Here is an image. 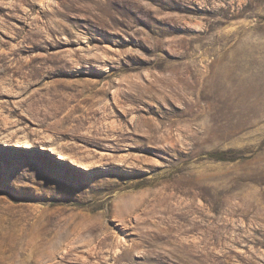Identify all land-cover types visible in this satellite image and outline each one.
I'll return each mask as SVG.
<instances>
[{
    "label": "rangeland",
    "instance_id": "obj_1",
    "mask_svg": "<svg viewBox=\"0 0 264 264\" xmlns=\"http://www.w3.org/2000/svg\"><path fill=\"white\" fill-rule=\"evenodd\" d=\"M0 264H264V0H0Z\"/></svg>",
    "mask_w": 264,
    "mask_h": 264
},
{
    "label": "bare ground",
    "instance_id": "obj_2",
    "mask_svg": "<svg viewBox=\"0 0 264 264\" xmlns=\"http://www.w3.org/2000/svg\"><path fill=\"white\" fill-rule=\"evenodd\" d=\"M108 136V135H107ZM121 137V136H120ZM124 139V138H123ZM118 147H115V149H117ZM59 155H58V158L59 159H62V160H67L69 157L67 156V155H65V154H63V153H58ZM97 166V165H96ZM113 166V165H112ZM112 166H107L106 168H105V170L109 173V174H111V175H117V174H119V172H124V171H126L125 169H120V168H117V167H112ZM98 168V167H97ZM122 168V167H121ZM134 171V170H133ZM132 171V172H133ZM114 185V184H113ZM117 185L118 184H116L115 186H112V188L114 187V189L117 187ZM119 187V186H118ZM124 202V201H123ZM127 202V201H126ZM133 207V205L132 206H130L129 207V205H128V203H125V204H123V208H124V210H129V208L131 209ZM133 209V208H132ZM5 211V210H4ZM111 212V211H110ZM125 213V212H124ZM132 213V211L130 212V214ZM119 214V213H118ZM126 214H129V213H126ZM117 215V214H116ZM120 215V214H119ZM16 218V217H15ZM27 218V217H26ZM120 220V219H119ZM6 225V224H5ZM7 227V226H6ZM22 227V226H21ZM21 236V238L20 237H18L17 238V240H16V242H14L15 244L17 243V245H18V247H20V248H24V247H26V246H29L30 244H31V242L30 241H28L29 239H27L24 235H20ZM25 237V238H24ZM29 237V236H28ZM24 238V239H23ZM16 239V238H15ZM27 239V240H26ZM29 242H30V244H29ZM51 246V245H50ZM89 246V245H88ZM95 246V245H94ZM58 247V246H57ZM28 248V247H27ZM55 252V251H54ZM20 253H22V252H20ZM51 255V254H50Z\"/></svg>",
    "mask_w": 264,
    "mask_h": 264
},
{
    "label": "trees",
    "instance_id": "obj_3",
    "mask_svg": "<svg viewBox=\"0 0 264 264\" xmlns=\"http://www.w3.org/2000/svg\"><path fill=\"white\" fill-rule=\"evenodd\" d=\"M210 156L212 157V159L216 160V161H222L223 158H220L219 154H210Z\"/></svg>",
    "mask_w": 264,
    "mask_h": 264
}]
</instances>
